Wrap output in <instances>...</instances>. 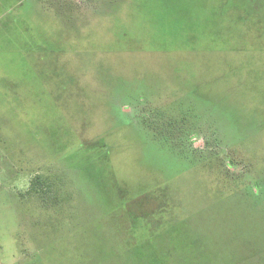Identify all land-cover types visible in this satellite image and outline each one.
Here are the masks:
<instances>
[{"label": "rangeland", "instance_id": "374dc122", "mask_svg": "<svg viewBox=\"0 0 264 264\" xmlns=\"http://www.w3.org/2000/svg\"><path fill=\"white\" fill-rule=\"evenodd\" d=\"M0 263L264 264V0H0Z\"/></svg>", "mask_w": 264, "mask_h": 264}, {"label": "trees", "instance_id": "16d2710c", "mask_svg": "<svg viewBox=\"0 0 264 264\" xmlns=\"http://www.w3.org/2000/svg\"><path fill=\"white\" fill-rule=\"evenodd\" d=\"M169 130H172V131H174V129L171 127V124L170 123H167V124H164ZM180 135H182V138L183 139H185L186 138V134H180ZM198 136V134H192L191 136H190V138H188L187 140H188V143H189V146H191V140L193 139V137H196V136ZM168 139V138H167ZM0 264H2V263H0Z\"/></svg>", "mask_w": 264, "mask_h": 264}]
</instances>
